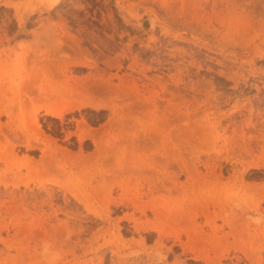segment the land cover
Returning a JSON list of instances; mask_svg holds the SVG:
<instances>
[{
  "label": "rangeland",
  "instance_id": "374dc122",
  "mask_svg": "<svg viewBox=\"0 0 264 264\" xmlns=\"http://www.w3.org/2000/svg\"><path fill=\"white\" fill-rule=\"evenodd\" d=\"M255 2L0 0V264H90L95 252L130 264L157 253L163 228L194 249L167 243L169 264L264 250L262 235L251 242L264 227V37L247 20L264 21V1ZM83 99L90 105L64 119L55 113ZM85 135L95 142L81 147ZM238 147L253 153L240 159ZM196 207L204 214L193 223Z\"/></svg>",
  "mask_w": 264,
  "mask_h": 264
},
{
  "label": "bare ground",
  "instance_id": "6f19581e",
  "mask_svg": "<svg viewBox=\"0 0 264 264\" xmlns=\"http://www.w3.org/2000/svg\"><path fill=\"white\" fill-rule=\"evenodd\" d=\"M252 5L251 6H253L256 2V0H248ZM257 1H260V0H257ZM262 1H264V0H262ZM231 2V1H230ZM232 3V2H231ZM239 3L238 2H233L232 3V8L234 9V8H236V6L237 7H239V9H243V10H245L244 8H242L241 7V4L240 5H238ZM229 5H230V3H229ZM250 5V4H249ZM250 6V7H251ZM247 7V6H246ZM253 9H255L254 7H252ZM237 9V8H236ZM227 10L229 11V12H231V9H230V7H227ZM247 10V9H246ZM252 10V9H251ZM252 11H254V10H252ZM250 14H248L247 15V20H248V25H251L250 27L252 28V32H253V35H254V37L255 38H258V37H264V21H262L261 19H259V18H257V17H254L255 15H253L254 14V12H249ZM241 14V13H240ZM258 19V20H260V21H258L257 22V20H255V19ZM263 19V18H262ZM216 20H218L217 18H216ZM219 21H220V19H219ZM262 21V23L260 24L259 22H261ZM250 28V29H251ZM248 30V29H247ZM207 34V33H206ZM235 38V37H234ZM235 40V39H234ZM239 42V41H238ZM263 42H264V39H263ZM230 43V42H229ZM110 47V46H109ZM99 50V49H98ZM99 51H101V50H99ZM98 51V52H99ZM106 51V50H105ZM256 51V50H255ZM97 52V53H98ZM104 52V51H103ZM258 52H259V50H258ZM257 52V53H258ZM101 53V52H100ZM256 53V52H255ZM105 54V53H104ZM100 55V57H101V54H99ZM102 55H103V53H102ZM105 56H106V54H105ZM99 57V59H101ZM103 58H104V56H102ZM105 58H107V57H105ZM109 58V57H108ZM97 59V58H96ZM98 59V60H99ZM133 59V58H132ZM104 60H106L105 61V63L104 64H106L105 66H109L110 67V65H112L113 64V66L116 64H114V63H112V60L110 59V60H108V59H104ZM97 61V60H96ZM104 62V61H103ZM98 63V62H97ZM135 63V62H134ZM101 65V64H100ZM104 66V67H105ZM97 68H98V66H97ZM94 69H96L95 67H94ZM104 69V68H103ZM257 69V68H256ZM93 70V69H92ZM101 70V69H100ZM99 70L97 69V72H98ZM65 72V71H64ZM101 72H103V71H101ZM178 72V71H177ZM105 73V72H104ZM66 74V73H65ZM93 74H94V72H93ZM180 74V73H179ZM92 75V74H91ZM91 77V76H90ZM93 78V81H96V80H105V77H104V75H103V73H102V75H100L99 73H97V74H94V76L92 77ZM66 79V78H65ZM64 79V80H65ZM86 79H88V77L86 78ZM257 79V78H256ZM85 80V79H84ZM48 81H50V80H48ZM67 81H68V79H67ZM76 81V80H75ZM78 82H76V84H77ZM79 83H81L80 81H79ZM77 84V85H82V84ZM86 83V82H85ZM133 83V82H132ZM72 84V83H71ZM73 84H75V83H73ZM151 84H152V82H151ZM48 85L49 86H51L50 88V91H52V92H56L57 90V87H56V84H52V83H48ZM66 85V84H65ZM85 85V84H84ZM83 85V86H84ZM73 86H76V85H73ZM70 88H71V86H69ZM77 87V86H76ZM79 87V86H78ZM134 87V86H133ZM74 88V87H73ZM72 89V88H71ZM74 89H76V88H74ZM153 93V92H152ZM179 93V92H178ZM166 96H167V94H165ZM164 95V96H165ZM163 96V97H164ZM215 97V96H214ZM168 99V98H167ZM178 99V98H177ZM169 102V101H168ZM60 103V102H59ZM90 103V102H89ZM88 102H85V100L83 99V102H80V103H75V102H70V103H66L67 105L66 106H64L65 104H61V105H58V107H57V109H55L56 111H55V113L58 115V116H61V117H63V118H61V119H64V116H65V113L67 112V111H71V110H74V109H80V108H82V107H85V106H89L90 104H89ZM87 104H89V105H87ZM254 104V103H253ZM169 105V104H168ZM165 106V105H164ZM169 106H167L166 107V109L168 108ZM254 108L251 106V111H250V121H251V119H252V116H253V110ZM263 116V115H262ZM71 122L73 121V120H70ZM263 121H264V119H263ZM65 122V121H64ZM61 123L62 124H64L63 123V121H61ZM87 138H91L92 140H93V142H95V138L92 136V135H85L84 137H81L80 138V146L82 147V144H84V143H86V139ZM167 140V138H166V136L164 135V133L162 132V136H161V141H162V143H164L165 141ZM96 148H97V145H96ZM241 148H242V146H241ZM252 150L251 149H245V152H243V151H241V149L238 147V151L236 152V155H237V157H239L240 159H247L248 157H250L251 156V154L253 153V152H251ZM166 161V160H165ZM236 164H239L240 162H238V161H236L235 162ZM222 168H220L219 170H221ZM167 172H168V170H167V168H165V170L162 172V177H163V180L164 181H166L167 180ZM220 173H221V171H220ZM198 176H200L199 174H198ZM207 176L208 177H213V179H216V180H219L220 179V177H221V175L218 173V172H216V171H213V172H208V174H207ZM191 190L192 191H195V187L192 185V187H191ZM195 195V194H194ZM252 197L254 198V202L252 203V204H256L258 201H259V195L257 196L255 193L252 195ZM260 197H262L263 198V194L262 195H260ZM193 202V201H192ZM186 204V203H185ZM194 206H195V202H194ZM105 208H108V206H106ZM194 211H195V214L192 216V222L193 223H196L197 222V219L198 218H200V217H202L201 215H203L204 213H203V211L201 210V209H198V207H196L195 209H194ZM104 215H101V217H103ZM223 222H224V220H223ZM234 223V222H233ZM234 225H235V223H234ZM233 227V226H232ZM233 229V228H232ZM153 232L154 231H150V230H146V237L143 239V241H144V244L142 245V247H141V249L142 250H144V249H147L148 247H147V245H146V241H148V239H149V237L153 234ZM230 234H233V232H231ZM260 235H262V237L264 238V227H263V229H262V232L261 233H258L257 235H253V237H252V239H251V242H252V245H255V244H260V239H259V236ZM183 236H187V234L186 233H183V232H177V231H175L173 234H168L167 232H166V230H165V228H163L162 229V231H161V233L158 235V239L156 240V242H155V246H154V249L157 251V253H147L145 250H144V252H142L140 255H138V256H136L135 258H134V261L132 262V263H130V264H169L168 263V260H167V254L169 253V252H171L170 250H171V248H168L167 247V243H169V242H172V241H174V244H176L177 242H181V240H182V237ZM255 238H257L256 240H254ZM240 239H242V237H239V240ZM181 244L183 245V252L184 253H186V251H191V250H194L193 248H191V244L190 243H183V242H181ZM263 247H260V248H254L253 246H252V250H249L248 249V246L247 245H245V244H243L242 246H239V248L238 247H235L234 248V252H233V254H234V257L233 258H230V253H226L225 251H223V252H221V254H217L216 252H214V255H215V261H208V263H213V264H264V260H263V256H262V253H263V251H260L261 249H262ZM259 251V252H258ZM258 252V253H257ZM66 253H68V254H70L72 257H75L76 255H77V250H75V248L73 247V245L70 243V248H69V250L68 251H66ZM209 254V252H207L206 254H201L200 256L203 258V259H205V260H207V255ZM98 255V253L97 252H95L94 253V258L95 257H97V262H95L94 261V259L93 260H91L89 263L90 264H105V261H106V258L105 257H103V256H97ZM224 260H227L226 262H224ZM112 262H113V260H112ZM229 262V263H228ZM80 264H82V263H80Z\"/></svg>",
  "mask_w": 264,
  "mask_h": 264
}]
</instances>
